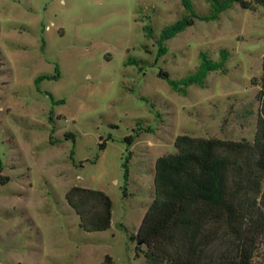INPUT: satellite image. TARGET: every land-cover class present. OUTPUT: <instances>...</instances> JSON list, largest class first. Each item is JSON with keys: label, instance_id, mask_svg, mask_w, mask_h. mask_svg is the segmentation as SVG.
<instances>
[{"label": "rangeland", "instance_id": "374dc122", "mask_svg": "<svg viewBox=\"0 0 264 264\" xmlns=\"http://www.w3.org/2000/svg\"><path fill=\"white\" fill-rule=\"evenodd\" d=\"M184 15L180 0H0V264H143L135 237L175 138L253 141L264 7L195 19L159 56ZM222 49L225 71L186 95L158 76L179 81ZM72 188L110 198L107 230L82 228Z\"/></svg>", "mask_w": 264, "mask_h": 264}, {"label": "trees", "instance_id": "16d2710c", "mask_svg": "<svg viewBox=\"0 0 264 264\" xmlns=\"http://www.w3.org/2000/svg\"><path fill=\"white\" fill-rule=\"evenodd\" d=\"M180 1L185 15L163 28L159 56L167 53L166 42L195 19L216 20L235 5L250 11L264 7V0H207L210 13L200 16L190 0ZM200 56L192 75L177 81L161 70L158 76L181 95L191 85L204 87L211 72L225 71L229 52L222 49L218 61L205 53ZM257 82L261 105L253 141L183 134L175 138L173 153L156 160L154 199L135 237L143 264H264V54ZM134 138L126 141L131 144ZM124 168L127 180V160ZM67 196L78 207L84 230L110 227L112 202L106 194L72 188Z\"/></svg>", "mask_w": 264, "mask_h": 264}]
</instances>
